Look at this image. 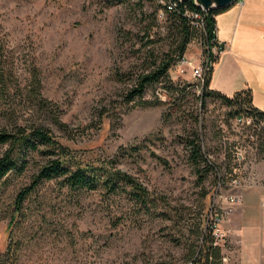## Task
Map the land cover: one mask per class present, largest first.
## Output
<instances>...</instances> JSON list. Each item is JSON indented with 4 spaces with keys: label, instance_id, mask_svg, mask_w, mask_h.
<instances>
[{
    "label": "rangeland",
    "instance_id": "obj_1",
    "mask_svg": "<svg viewBox=\"0 0 264 264\" xmlns=\"http://www.w3.org/2000/svg\"><path fill=\"white\" fill-rule=\"evenodd\" d=\"M156 2L0 0V58L11 73L1 107L14 105L18 123L32 118L28 87L35 73L42 97L59 106L60 119L69 129L63 133L49 123L51 130L82 161L112 158L118 146L137 144L156 133V139L142 151L144 161L126 157L118 166L152 194L162 196L168 210L164 218L153 217L137 211L123 196L73 192L52 180L29 195L23 213L9 227L13 197L29 184L36 169L31 163L23 174L0 183V259H6V247L16 239L21 244L16 264H187L190 242L179 237V230L216 216L220 221L213 227L224 234L218 245L223 256L231 259L225 251L231 246L221 225L245 196L254 197L248 211L258 212L259 192L254 186L264 187L256 179L257 163L264 159L259 152L264 128L244 123L241 116L230 118L228 109L217 100L200 106L198 81L189 67L183 75H178L175 66L168 71L172 80L194 84L182 99L184 114L170 107L173 116L163 122L168 104H125L124 95L133 82L117 80L116 72L149 61L143 48L147 33L153 43L146 48L159 55L167 50L165 16L157 12L156 20L152 16L159 10ZM201 40L196 36L185 53L200 51L202 60ZM162 94L159 86H152L144 98L165 101ZM9 122L0 112V129ZM196 125L203 147L220 166V180L209 174L199 182L188 163L185 142ZM4 148L0 147V153ZM155 156L165 158L168 166ZM229 259L222 264L230 263Z\"/></svg>",
    "mask_w": 264,
    "mask_h": 264
},
{
    "label": "trees",
    "instance_id": "obj_2",
    "mask_svg": "<svg viewBox=\"0 0 264 264\" xmlns=\"http://www.w3.org/2000/svg\"><path fill=\"white\" fill-rule=\"evenodd\" d=\"M109 4H120L127 0H107ZM155 1V0H154ZM157 1V0H156ZM157 8L165 9L156 2ZM212 9L207 13L198 9L193 0H174L171 10H164L165 34L167 50L161 55L154 54L151 47L153 43L149 39V33L143 43L146 49L145 64L140 67L116 72V79L119 81H132L133 85L124 95L125 104H135L142 107L151 105L168 104L167 111L162 113L163 122L168 121L176 111H183L182 99L194 84L183 80H172L169 70L174 67L186 51L187 45L196 37H201L203 44L202 60L208 62V68H204L203 81H198L200 106L205 107L209 101L217 100L228 109L230 118L249 116L253 120H264V111L259 110L252 104L250 89H243L227 96L219 91L209 88V79L212 64L218 54L212 48L216 45L215 37V15L224 10ZM157 9L152 13L153 20H156ZM193 13L201 15V25L195 24ZM1 53V46H0ZM1 56V55H0ZM144 60V61H145ZM11 73L4 67V61L0 58V98L5 99L8 95L10 85L8 77ZM152 86H159L162 95L166 100L159 97L145 99L146 90ZM40 80L35 73L29 83L28 92L30 96L29 109L32 118H26L23 123L16 115V108L11 104H0V112L4 113L10 122L8 126L0 129V147H5L0 153V183L9 179L12 175H21L34 163L36 169L33 172L29 184L22 187L13 197L12 209L9 210V227H12L17 217L24 211V203L29 195L38 186L46 181H59L62 188L73 192L100 191L105 197L123 196L135 205L136 210L153 217L164 218L167 215V208L162 203V196L152 194L148 188L141 183L133 174L122 170L118 164L121 158L131 157L135 160L144 161L142 154L148 143L156 139V133H150L137 144L118 146L114 157L97 158L94 160H79L68 146L62 144L51 130L49 123L54 125L63 133H68V125L60 119L61 109L58 105L52 104L41 95ZM3 105H7L4 108ZM9 105V106H8ZM41 118V119H39ZM264 130V129H263ZM256 132V131H255ZM201 137L196 125L192 137L185 142L188 147L187 160L203 182L209 174H214L220 180V166L213 156L203 147ZM264 138L260 143V154H264ZM153 152H150V154ZM36 157L41 158L38 163ZM157 161L168 166L165 158L155 156ZM260 157V159H262ZM216 217L211 220L200 219L197 223L187 224L184 229L179 230V237L189 241L187 245V264H222L223 254L219 245H214L212 227ZM201 223L202 226H201ZM20 240L12 239L6 247L5 260L0 259V264H16L17 251L20 249ZM11 256V260L10 259Z\"/></svg>",
    "mask_w": 264,
    "mask_h": 264
},
{
    "label": "crops",
    "instance_id": "obj_3",
    "mask_svg": "<svg viewBox=\"0 0 264 264\" xmlns=\"http://www.w3.org/2000/svg\"><path fill=\"white\" fill-rule=\"evenodd\" d=\"M215 26L216 40L224 47L212 64L209 88L227 96L250 89L252 104L264 111V0L236 1L215 15ZM199 53L187 50L184 56L199 64ZM263 162L257 163L261 175L256 179L264 183ZM254 188L259 192L258 212L248 211L254 197L245 196L221 225L231 246L225 249L231 255L225 256L228 264H264V187Z\"/></svg>",
    "mask_w": 264,
    "mask_h": 264
},
{
    "label": "built area",
    "instance_id": "obj_4",
    "mask_svg": "<svg viewBox=\"0 0 264 264\" xmlns=\"http://www.w3.org/2000/svg\"><path fill=\"white\" fill-rule=\"evenodd\" d=\"M238 1V0H237ZM158 3H160L162 6L165 7L166 10H171L174 0H157ZM165 9H159L157 11V15L160 17H164V10ZM192 16L195 18V24L196 25H201V15L199 13H193ZM223 45L220 42H217L215 46H213L212 50L214 53H219L223 49ZM208 62H203V60H200L199 64H195L185 56H182L179 62L175 65V68H177L178 75H183L185 70L189 67L192 76L197 80L202 82L203 81V76H204V68H208ZM239 119H243L244 123L248 125H253V127H258V128H264V120H258L255 121L253 120L252 117L249 116H241ZM233 202V198L231 199ZM220 221L219 218H215L213 226ZM212 235L214 238V245L219 244V240H221L224 237L223 232H217V229L215 227H212ZM226 258L223 257V261H225Z\"/></svg>",
    "mask_w": 264,
    "mask_h": 264
},
{
    "label": "water",
    "instance_id": "obj_5",
    "mask_svg": "<svg viewBox=\"0 0 264 264\" xmlns=\"http://www.w3.org/2000/svg\"><path fill=\"white\" fill-rule=\"evenodd\" d=\"M237 0H193L195 6L207 13L212 9H222L234 4Z\"/></svg>",
    "mask_w": 264,
    "mask_h": 264
}]
</instances>
